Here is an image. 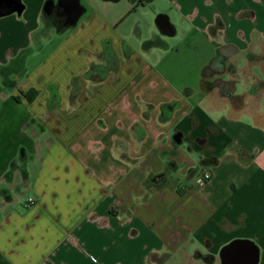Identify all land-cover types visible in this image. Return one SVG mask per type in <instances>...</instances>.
<instances>
[{
  "label": "crops",
  "instance_id": "obj_1",
  "mask_svg": "<svg viewBox=\"0 0 264 264\" xmlns=\"http://www.w3.org/2000/svg\"><path fill=\"white\" fill-rule=\"evenodd\" d=\"M155 1L0 15V264H264V0Z\"/></svg>",
  "mask_w": 264,
  "mask_h": 264
},
{
  "label": "rangeland",
  "instance_id": "obj_2",
  "mask_svg": "<svg viewBox=\"0 0 264 264\" xmlns=\"http://www.w3.org/2000/svg\"><path fill=\"white\" fill-rule=\"evenodd\" d=\"M168 7L169 6L164 1L157 0L154 2V6L152 8L142 9L141 7H138V9L136 11L130 12L131 14H130V16H128L129 17L128 20L125 19L123 22L125 25L126 24L129 25L130 30L132 29L133 26L136 25L137 28L143 34V36H148V35H151L152 29L154 28L153 21H154L155 15H156L155 12L162 11V9H168ZM174 23L178 25L179 34H178L177 39L180 40V34L190 26L187 25L186 22L181 24V21L176 20V18H175ZM52 39H53V37H40L39 39L34 38V42L32 43L31 47L32 48L37 47L38 43H40L42 45V47H44V49H42V52H41V53H43L49 48V46L52 43H54V41ZM186 39H189V38L187 37ZM190 39H191V37H190ZM51 41H53V42H51ZM40 54H38L37 56H40ZM42 55H44V53Z\"/></svg>",
  "mask_w": 264,
  "mask_h": 264
},
{
  "label": "trees",
  "instance_id": "obj_3",
  "mask_svg": "<svg viewBox=\"0 0 264 264\" xmlns=\"http://www.w3.org/2000/svg\"><path fill=\"white\" fill-rule=\"evenodd\" d=\"M146 1H150V0H137L135 7L143 5L144 2ZM235 50H236L235 46H232V45H223L219 47L215 58L211 61L209 65L204 67V69L202 70V74L206 76L212 73L213 68H217L218 70H220L224 59L227 58L229 55L233 54ZM35 93H36V90L31 89L27 91L24 95L28 100H31L34 97ZM154 179H158V178H154ZM162 180L164 183L165 182L169 183V181L166 180V178L162 177Z\"/></svg>",
  "mask_w": 264,
  "mask_h": 264
},
{
  "label": "water",
  "instance_id": "obj_4",
  "mask_svg": "<svg viewBox=\"0 0 264 264\" xmlns=\"http://www.w3.org/2000/svg\"><path fill=\"white\" fill-rule=\"evenodd\" d=\"M77 0L73 3L76 5ZM22 10V5L20 4V0H0V15L2 14H8L12 11H18L20 12ZM73 18L70 20V22H74L77 18V15L74 13L71 14ZM235 246V244H232L230 246H227L223 252H222V257L224 259L225 264L232 263V260H235L232 257V260L230 258V255L232 254V249ZM236 257V256H235ZM253 264V263H252Z\"/></svg>",
  "mask_w": 264,
  "mask_h": 264
},
{
  "label": "built area",
  "instance_id": "obj_5",
  "mask_svg": "<svg viewBox=\"0 0 264 264\" xmlns=\"http://www.w3.org/2000/svg\"><path fill=\"white\" fill-rule=\"evenodd\" d=\"M209 179H210V172L208 169H204L201 172V174L197 180V183H198V185H204ZM27 203H28V205L34 204L35 203L34 198H32V197L28 198Z\"/></svg>",
  "mask_w": 264,
  "mask_h": 264
}]
</instances>
